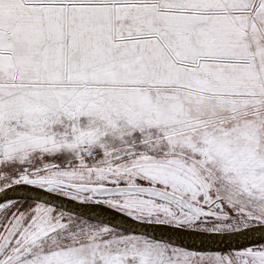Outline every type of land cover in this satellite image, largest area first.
Here are the masks:
<instances>
[{
    "label": "snow or ice",
    "instance_id": "obj_1",
    "mask_svg": "<svg viewBox=\"0 0 264 264\" xmlns=\"http://www.w3.org/2000/svg\"><path fill=\"white\" fill-rule=\"evenodd\" d=\"M0 264H264V0H0Z\"/></svg>",
    "mask_w": 264,
    "mask_h": 264
}]
</instances>
